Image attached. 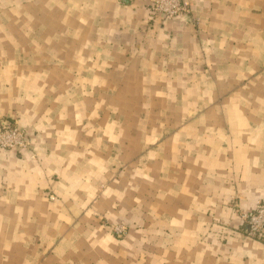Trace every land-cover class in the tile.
I'll return each mask as SVG.
<instances>
[{
	"label": "crops",
	"instance_id": "obj_1",
	"mask_svg": "<svg viewBox=\"0 0 264 264\" xmlns=\"http://www.w3.org/2000/svg\"><path fill=\"white\" fill-rule=\"evenodd\" d=\"M190 2L0 0V264H264V0Z\"/></svg>",
	"mask_w": 264,
	"mask_h": 264
},
{
	"label": "built area",
	"instance_id": "obj_2",
	"mask_svg": "<svg viewBox=\"0 0 264 264\" xmlns=\"http://www.w3.org/2000/svg\"><path fill=\"white\" fill-rule=\"evenodd\" d=\"M151 18L156 19L159 15L174 19L187 15L191 12L190 0H149ZM30 140L17 122H3L0 126V148L4 150L27 151ZM55 200V196H50ZM242 219L248 226L249 235L264 242V199L256 203L252 211L244 212ZM117 234H121L124 228L120 225L114 228ZM122 235V234H121Z\"/></svg>",
	"mask_w": 264,
	"mask_h": 264
},
{
	"label": "rangeland",
	"instance_id": "obj_3",
	"mask_svg": "<svg viewBox=\"0 0 264 264\" xmlns=\"http://www.w3.org/2000/svg\"><path fill=\"white\" fill-rule=\"evenodd\" d=\"M251 211H252V210H251ZM244 212H248V211H241V212L239 213L241 219H242V214H243ZM242 220H243V219H242ZM243 221H244V220H243ZM244 223H245V222H244ZM245 224H246V223H245ZM120 226L124 228V231L121 233L122 236H126L127 233H128V228H127L125 225H120ZM113 228H115V226H113ZM247 235H248L251 239H254V240L260 241V240H258V239H256V238L251 237V236L249 235V232H248ZM262 242H263V241H262ZM263 243H264V242H263Z\"/></svg>",
	"mask_w": 264,
	"mask_h": 264
}]
</instances>
